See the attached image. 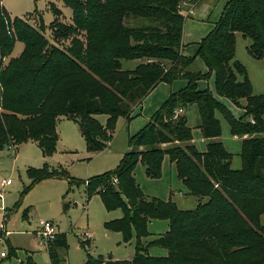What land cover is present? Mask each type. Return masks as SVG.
<instances>
[{
  "label": "trees",
  "instance_id": "trees-1",
  "mask_svg": "<svg viewBox=\"0 0 264 264\" xmlns=\"http://www.w3.org/2000/svg\"><path fill=\"white\" fill-rule=\"evenodd\" d=\"M60 1L71 10V23L59 22L61 11L50 5L53 42L42 25L35 28L11 18L0 6V151L32 142L44 158L51 157L58 142L57 122L66 119L77 125L88 153L102 152L118 119L130 121L133 109L158 84L186 79L185 87L170 93L147 125L129 137V150L117 167L85 180L87 199L98 195L105 210L122 211L104 229L121 234L124 242L134 233V255L119 261L87 254L83 264H264V137L257 136L264 134V93H253L246 68L234 60L235 35L241 34L250 41L248 55L264 64V0H229L194 56L181 54L180 6L186 0ZM130 21L149 24L130 26ZM16 42L23 49L12 58ZM197 58L206 73L189 70ZM122 61L139 63L124 70ZM211 75L216 95L244 111L239 119L208 89H197V82ZM194 104L201 136L208 141L203 153L184 146L192 133L183 112L176 114ZM216 112L232 136L247 137L238 170L231 169L233 155L218 141ZM98 115L106 117L104 125ZM164 157L174 164L187 195L198 199L195 208L182 210L171 200L142 192L134 178L136 166L144 167L147 178L159 179ZM26 175L30 184L24 192L53 178L66 179L70 186L85 182L46 164L28 168ZM153 220L167 221L168 230L147 242ZM79 245L87 247L83 241ZM152 246L165 249L167 256H149ZM46 249L49 264H65L64 234L57 233ZM26 264H33L30 257Z\"/></svg>",
  "mask_w": 264,
  "mask_h": 264
},
{
  "label": "rangeland",
  "instance_id": "rangeland-1",
  "mask_svg": "<svg viewBox=\"0 0 264 264\" xmlns=\"http://www.w3.org/2000/svg\"><path fill=\"white\" fill-rule=\"evenodd\" d=\"M185 2L193 5L189 0ZM183 3L180 6L182 12H184ZM51 4H54L62 13L58 21L70 24L71 10L65 7L60 0H0V6H3L11 18L23 19L35 28L42 25L44 36L53 42L51 32H49V26L54 20L50 10ZM220 4H223L222 0ZM128 24L135 26L149 23L130 21ZM249 44L248 39H244L241 34H236L234 60L241 61L240 63L245 66L249 73L253 93L262 94L264 93V64L248 55ZM22 49L23 44L16 42L10 57H17ZM136 63V61H122V67L124 70L133 69ZM200 63L195 61L189 70L200 71ZM185 84V78H178L171 86L170 84L159 86L146 99L143 107L140 108V105L134 110L133 116L131 114L133 119L127 121L125 118H119L112 140L105 142L107 146L102 152L88 153L77 126L66 120L57 122L58 142L51 159L42 157L40 150L32 142L18 147L8 146L0 151V180L10 179L12 181V184L2 194L3 207L6 210L0 211V253H4L5 257L0 258V264H26L28 257L33 264H49L46 246L38 235L41 230L38 225L40 221L52 223L56 233L65 235L67 242V250L64 253L65 264H83L87 254L91 258L99 256L107 258L111 255L119 261L132 257L135 253L134 233L128 242H124L121 234L104 229V223L121 218L122 211L119 209L105 210L98 195L87 199L84 194V186L87 183L85 180L113 171L122 156L129 150V137L147 125L153 114L167 99V91H177ZM196 87L198 90L208 89L216 98H219L214 90V77L198 81ZM219 100L225 104V108L234 119H239L243 114L242 108L235 107L224 98H219ZM183 115L186 116L192 133V141L184 146L190 144L195 146L198 152H205L208 141L203 140L201 136L197 106L195 104L188 106L183 110ZM215 116L221 126L218 141L222 143L227 152L233 155L231 169L238 170L241 167L239 156L241 144L245 138L232 136L223 116L219 112H216ZM96 119L100 124H105L104 115H98ZM257 136L264 137V134ZM44 164H47L49 168L63 169L70 178L85 182L79 186H70L66 179H47L24 192L30 184L26 170L28 168L39 169ZM134 176L147 197L167 201L171 193L175 195L182 192L187 195L183 185L176 181L175 171L170 167L167 157L161 169V178H147L141 164L137 165ZM188 197L183 202H177L179 209L190 210L196 207L198 199L193 196ZM171 198L173 200V195ZM260 223L264 226V215ZM167 224V221L160 220L151 222L147 227L150 236L146 238V241H151L165 232ZM87 236L89 238H86ZM79 241L87 243L86 249L80 247ZM147 253L152 257L167 256V251L157 246L149 247Z\"/></svg>",
  "mask_w": 264,
  "mask_h": 264
},
{
  "label": "crops",
  "instance_id": "crops-1",
  "mask_svg": "<svg viewBox=\"0 0 264 264\" xmlns=\"http://www.w3.org/2000/svg\"><path fill=\"white\" fill-rule=\"evenodd\" d=\"M220 1L221 0H201V2L197 5H190L189 3L187 2H184V6H183V11L182 12L183 16H184V24H183V32H182V48H181V54L184 55V56H194L197 52V45L198 43L207 36V34L212 30L214 24L217 22V20L219 19L220 15H221V12L225 6V4L229 1V0H222L223 1V4H220ZM214 5H216L214 7ZM2 6V5H1ZM3 7V6H2ZM235 39H236V35H235ZM236 52V51H235ZM199 60V61H198ZM137 62V61H136ZM196 62H201L199 67H200V71L201 73H206L207 72V68L205 67L204 63L199 59L197 58L196 59ZM241 62V61H239ZM139 63V62H137ZM136 63V65H137ZM242 63V62H241ZM243 65V64H242ZM244 66V65H243ZM245 67V66H244ZM247 71V70H246ZM247 76H248V79L249 78V73L247 72ZM213 78V76L211 75L209 79ZM208 79V80H209ZM250 81V80H249ZM251 82V81H250ZM168 85V84H165V83H160L158 84L149 94L148 96L141 102V107H143L144 105V102L146 101L147 98H149V96L155 92L157 90V88L161 85ZM172 84H170L169 86H171ZM186 85V84H185ZM185 85L182 87L184 88ZM252 85V84H251ZM180 88V89H182ZM253 88V87H252ZM179 89V90H180ZM178 91V90H177ZM172 92H176L174 90H168L166 95L167 97L169 96L170 93ZM215 97V96H214ZM219 97V96H218ZM216 98V97H215ZM221 98V97H219ZM219 98H216L221 104H223L225 106V104L219 100ZM227 100V99H226ZM229 103H231L229 100H228ZM242 105L244 104V101L241 102ZM232 104V103H231ZM158 106H156L157 108ZM139 107H136L133 109L132 111V116H133V113H134V110L135 109H138ZM155 108V109H156ZM243 111V110H242ZM183 112V111H182ZM244 113V111H243ZM243 115V114H242ZM241 115V116H242ZM131 116V117H132ZM240 116V117H241ZM133 119V117H132ZM62 120H66V119H60L58 122L62 121ZM66 121H69V120H66ZM72 122V121H70ZM74 123V122H73ZM75 124V123H74ZM76 125V124H75ZM57 126V125H56ZM77 126V125H76ZM78 128V127H77ZM80 134V133H79ZM81 136V135H80ZM82 138V137H81ZM243 138H247L246 136L243 137ZM205 140V139H203ZM162 148L166 147V145H162L161 146ZM42 155V154H41ZM53 156V155H52ZM51 156V157H52ZM43 157V156H42ZM51 157H48V158H45V159H51ZM164 160H165V157L163 159V162H162V166L164 164ZM169 161V160H168ZM47 165V164H46ZM169 165L171 168H173V170L175 171V167H174V164L170 163L169 162ZM137 167V166H136ZM136 169V168H135ZM135 171V170H134ZM144 174H145V170H144ZM175 174H176V171H175ZM135 177V176H134ZM54 179V178H53ZM57 179V178H55ZM177 182L181 183V181L177 180ZM11 184H12V181H11ZM10 184V185H11ZM9 187V186H8ZM7 187V188H8ZM184 187V186H183ZM6 188V189H7ZM172 195H173V200H172ZM189 195H186L182 192H178L176 193L175 195L174 194H170L169 195V198L167 200H171L172 202H174L176 205H177V202L178 201H185L187 200L189 197ZM1 205H0V211H5L6 209L3 207V200L0 201ZM3 209V210H1ZM154 221V220H153ZM153 221H150L148 223L151 224V222ZM3 230V229H2ZM168 230V224H167V229L166 231ZM165 231V232H166ZM6 232V231H5ZM163 232V233H165ZM7 233V232H6ZM162 233V234H163ZM1 240V239H0ZM111 256V255H110ZM111 258L113 260H115L112 256ZM131 258V257H130ZM129 258V259H130ZM127 259V260H129Z\"/></svg>",
  "mask_w": 264,
  "mask_h": 264
},
{
  "label": "built area",
  "instance_id": "built-area-1",
  "mask_svg": "<svg viewBox=\"0 0 264 264\" xmlns=\"http://www.w3.org/2000/svg\"><path fill=\"white\" fill-rule=\"evenodd\" d=\"M182 113V110H177L176 114ZM11 180L10 179H1L0 180V201H2V194L4 190L10 186ZM87 184V183H86ZM3 210V209H1ZM41 230L38 232L39 237L41 238L42 243L47 247V244L52 242L57 234L54 226L50 222H43L40 221L38 223ZM86 238H89L88 236ZM4 253H0V258H4Z\"/></svg>",
  "mask_w": 264,
  "mask_h": 264
}]
</instances>
